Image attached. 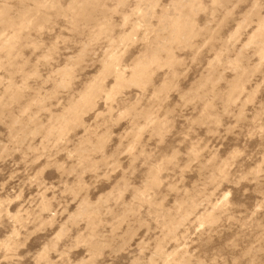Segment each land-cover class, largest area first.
I'll list each match as a JSON object with an SVG mask.
<instances>
[{"label": "rangeland", "instance_id": "374dc122", "mask_svg": "<svg viewBox=\"0 0 264 264\" xmlns=\"http://www.w3.org/2000/svg\"><path fill=\"white\" fill-rule=\"evenodd\" d=\"M0 264H264V0H0Z\"/></svg>", "mask_w": 264, "mask_h": 264}]
</instances>
